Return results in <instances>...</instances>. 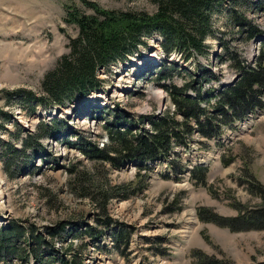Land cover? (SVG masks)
I'll use <instances>...</instances> for the list:
<instances>
[{"label":"rangeland","instance_id":"rangeland-1","mask_svg":"<svg viewBox=\"0 0 264 264\" xmlns=\"http://www.w3.org/2000/svg\"><path fill=\"white\" fill-rule=\"evenodd\" d=\"M90 1L105 9L156 10L148 0ZM68 7L91 13L80 0H0V180L6 196L0 200V226L20 231L17 256L5 259L6 264H62L61 259H76V264L264 261V229H245L237 221L244 210L259 204L255 188L264 187V106H255L241 118L227 114L225 121L217 113V134L203 133L188 120L189 128L180 130L182 137L173 139L167 152L126 159L120 166L89 158L82 150L108 143L105 125L116 111L133 121L141 115L166 114L184 121L171 100L172 86L182 87L190 97L198 91L208 94L211 100L201 106L216 114L220 91L240 74L231 54L254 66L264 39V33L247 38L240 22L230 18L229 8L242 22L264 32V0H227L213 12V35L205 40L206 55L197 57L200 66L178 52L166 56L162 37L154 32L126 60L98 70L101 84L96 91L63 105L47 99L29 103L14 91L44 95V73L68 51V36L77 34L64 20ZM150 52L159 59L149 56L143 63H157L141 69L142 63L138 70L134 62ZM164 68L169 76L159 78ZM232 117L237 119L228 124ZM54 120L62 124L60 132L53 128ZM151 128L148 120L134 127L137 132ZM31 137L34 145L25 146ZM198 166L207 168L203 184L193 175ZM105 190L110 193L109 225L97 219L100 209L92 199ZM199 211L228 219L233 229L203 219ZM60 224L68 231L60 230ZM90 227L103 233L92 237L86 232ZM120 232L126 233L127 242L116 247L114 233ZM31 234H41L45 246L28 241ZM107 234L113 236V245ZM35 249L42 251L41 258H36ZM7 255L0 249V256Z\"/></svg>","mask_w":264,"mask_h":264},{"label":"trees","instance_id":"trees-1","mask_svg":"<svg viewBox=\"0 0 264 264\" xmlns=\"http://www.w3.org/2000/svg\"><path fill=\"white\" fill-rule=\"evenodd\" d=\"M153 3L156 10L153 13L144 11L126 9L114 10L105 9L95 1L80 0L81 4L91 10V13H84L75 7H68L66 18L68 24L77 28L75 36H68V51L62 54L54 66L47 70L40 82L43 94L37 97L32 91L16 90L15 94L21 93L27 102L34 100L47 99L54 104L63 105L67 101H73L76 97L88 95L96 91L101 84L97 73L100 68H106L117 61H124L128 55L138 49L139 45L145 44L144 37L158 32L162 39L160 46L166 56L172 52H178L185 61H193L200 66L197 57L206 55L208 47L205 43L207 37L213 35L211 26V16L213 12H219L220 6L225 7L227 0H148ZM237 1V0H232ZM228 8V7H227ZM229 15L232 20H236L243 30L247 31V38L264 33L260 29L242 22L240 14L233 8H229ZM231 60L234 68L239 73V79L220 91L219 99L214 106V113L209 114L201 106L211 100L208 94L198 91L195 97L185 94L182 87L172 86L169 90L171 100L175 105L176 112L180 113L185 120L176 121L174 114L157 117L155 115H141L140 118L128 119L120 111H116L105 125L107 130L108 143L99 148L96 144L82 149L89 158L108 160L114 166H120L126 159L152 158L160 153H165L171 148V141L180 140L181 129H188V120H194L198 128L203 133L210 134L216 131L219 133L221 123L217 121V113L225 121L227 114L243 117L248 111L255 106H264L262 97L264 96V39L260 43L258 57L253 65H249L244 58L234 53L231 54ZM164 63V62H163ZM159 70V78H165L168 73ZM173 68H170V71ZM207 73L209 71L205 70ZM48 97V98H47ZM201 101V103H200ZM45 103V102H44ZM47 104V102H46ZM34 110V106L29 104ZM227 106V108H225ZM246 116V115H245ZM202 117L205 120H202ZM237 119L232 117V120ZM148 120L152 128L137 132L134 127L137 123H143ZM54 127L57 132L62 129L59 120H54ZM179 127V129H178ZM45 128V127H44ZM43 128V129H44ZM45 132V131H44ZM36 139L31 137L24 142L25 146L34 145ZM207 168L198 166L193 175L196 176L197 182L203 184ZM119 187H116V190ZM121 189V188H120ZM259 204L249 210H244L237 218L243 228L264 229V187L255 188ZM118 192V191H117ZM93 195L94 204L100 209L98 220L105 225L112 223L111 218L106 214V201L109 198V190L102 194ZM203 219L210 220L218 225H226L233 229L229 220H220L215 215H207L205 211H199ZM228 220V221H227ZM59 229L65 230V225L60 224ZM90 236H99L95 228L90 227ZM128 234V233H127ZM32 240L40 247L45 246V241L41 234H31ZM20 236L19 228L16 226H0V249L6 251L5 259H11L17 256L19 247L17 245ZM29 236V235H28ZM126 233H114L116 247L123 242H127ZM43 244V245H41ZM45 248V247H44ZM45 251V249H44ZM41 250L35 249L36 258H41ZM205 259V257L203 258ZM62 264H76V259H61ZM79 263V262H78ZM77 263V264H78ZM204 264L205 261H199ZM214 264V262H211ZM264 264V261L254 263Z\"/></svg>","mask_w":264,"mask_h":264},{"label":"bare ground","instance_id":"bare-ground-1","mask_svg":"<svg viewBox=\"0 0 264 264\" xmlns=\"http://www.w3.org/2000/svg\"><path fill=\"white\" fill-rule=\"evenodd\" d=\"M149 56H152V57H156V59H159V56H157V55H155V53H152V52H150L149 54H147V55H145L143 58H141V59H139V60H136V62H134V65H136V67H138V70H140V68H139V66H140V64H142L146 59H148V57ZM152 62H155L154 60H152L151 62H145V63H143V65L141 66V69H143V68H145L146 66H149V64L150 63H152ZM155 63H157V62H155ZM155 64L153 63V66H154ZM141 73V72H140ZM114 94L116 93V92H113ZM87 101V100H86ZM92 101H95V100H92ZM91 102V101H90ZM81 109H85L86 108V106L84 105V104H81V107H80ZM80 112H78V114H79ZM169 157V156H168ZM5 192H4V188H3V181H1L0 180V200L2 201V202H4L3 200L5 199ZM193 219H195L194 217H193ZM108 236H110V238H111V235H109V234H107ZM107 235H105V236H107ZM105 236H103L102 237V240L104 241V237ZM111 240V244L113 245L114 244V241H113V236H112V238L110 239ZM106 242V241H105ZM107 244V243H106ZM0 257H4V256H0ZM4 258H6V257H4ZM81 264H82V261H81Z\"/></svg>","mask_w":264,"mask_h":264},{"label":"water","instance_id":"water-1","mask_svg":"<svg viewBox=\"0 0 264 264\" xmlns=\"http://www.w3.org/2000/svg\"><path fill=\"white\" fill-rule=\"evenodd\" d=\"M261 39H262L261 36H259V37H256L255 41H256V42H259ZM150 67H151V66H150ZM239 77H240V74H238V75H237L233 80H231L229 83H232V84H233V82H235ZM57 110H58V109H57Z\"/></svg>","mask_w":264,"mask_h":264},{"label":"crops","instance_id":"crops-1","mask_svg":"<svg viewBox=\"0 0 264 264\" xmlns=\"http://www.w3.org/2000/svg\"><path fill=\"white\" fill-rule=\"evenodd\" d=\"M18 245V244H17ZM19 246V245H18ZM20 248V247H19ZM9 260H11V259H9Z\"/></svg>","mask_w":264,"mask_h":264}]
</instances>
